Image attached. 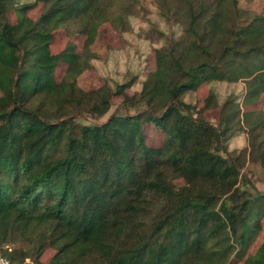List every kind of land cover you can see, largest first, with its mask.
I'll return each instance as SVG.
<instances>
[{"label": "trees", "instance_id": "16d2710c", "mask_svg": "<svg viewBox=\"0 0 264 264\" xmlns=\"http://www.w3.org/2000/svg\"><path fill=\"white\" fill-rule=\"evenodd\" d=\"M43 1L38 21L17 8L12 25L11 0H0V243L21 236L32 246L6 252L10 264H42L47 246L57 250L49 264L242 259L264 218V192H249L251 180L241 178L248 159L264 167V113L242 111L264 94V16L239 26L238 0H162L184 26L181 38L156 50L155 70L125 98L126 115L82 125L74 115L99 120L115 95L139 83L78 86L115 0ZM59 28L86 34L84 52L69 44L52 54ZM61 63L68 68L58 83ZM202 83L211 89L205 108L222 106L217 126L187 101ZM238 83L242 105L226 93ZM149 124L165 133L162 147L146 144ZM245 131L236 152L231 144ZM244 264H264V241Z\"/></svg>", "mask_w": 264, "mask_h": 264}, {"label": "rangeland", "instance_id": "374dc122", "mask_svg": "<svg viewBox=\"0 0 264 264\" xmlns=\"http://www.w3.org/2000/svg\"><path fill=\"white\" fill-rule=\"evenodd\" d=\"M16 1V3H14ZM11 0V8L8 10L6 19L8 23L14 25L19 21L20 11L33 21H38L45 11L43 0ZM170 3L175 0H167ZM239 8L244 12L238 20L237 25L248 24L255 16H264V0H238ZM17 4V6H16ZM17 8L21 10H17ZM112 19L105 20L98 27L93 44L90 47V53L94 54L90 59L91 67L86 69L78 78V86L86 92L97 90L104 85L112 86L115 91L117 85L131 83L137 77L139 83L132 84L127 88L124 94L115 95L112 98V107L108 114L96 120L87 116L74 115V124L90 125L93 122L103 123L112 116H124L126 111L123 107L126 96L133 97L141 88V82L146 76L156 68V50L181 38L183 34V25L177 21L178 16L168 12L162 6V0H129L114 2ZM87 40L86 34H70L66 28H59L54 32V39L51 42L50 49L54 55H59L65 51L69 44L76 47L77 53H83ZM68 65L61 63L55 72V78L60 83L66 75ZM245 87L241 83L234 86L227 95L237 96L241 105L245 95ZM223 94L225 89L216 90ZM211 93L210 86L202 83L191 97L189 103L196 104L197 108L203 111L199 118H205L214 125H219L222 118V106H213L205 108V102ZM226 95V94H225ZM243 112L264 113V94L260 99L249 106L242 107ZM136 114L134 110L130 112ZM70 117H65L68 120ZM255 120V117L252 118ZM238 134V133H236ZM144 136L146 144L149 147L160 148L165 142V133L149 124L144 126ZM252 136H249V142ZM248 139V133L240 134L239 138L231 144V149L236 152L242 150L244 140ZM240 140V141H238ZM248 143V141H247ZM248 146V144H247ZM242 184L244 178L251 180L252 186L245 185L244 188L254 193V187L264 192V167L259 158L255 162L248 159L246 166L242 170ZM185 184L183 179L176 181L178 188ZM244 185V184H243ZM243 187V186H242ZM38 236L35 233L34 237ZM264 241V218L261 222V229L250 242L246 254L242 259L236 254L228 264H244L248 256L254 255ZM32 249L21 236L10 237L8 241L0 243V250L6 254H14L17 250ZM57 254V250L47 246L39 261L42 264H49ZM9 259V258H8ZM10 261V260H9ZM21 264H36L35 260L27 259Z\"/></svg>", "mask_w": 264, "mask_h": 264}, {"label": "built area", "instance_id": "2783aa9c", "mask_svg": "<svg viewBox=\"0 0 264 264\" xmlns=\"http://www.w3.org/2000/svg\"><path fill=\"white\" fill-rule=\"evenodd\" d=\"M0 264H10L8 257L1 250H0Z\"/></svg>", "mask_w": 264, "mask_h": 264}]
</instances>
